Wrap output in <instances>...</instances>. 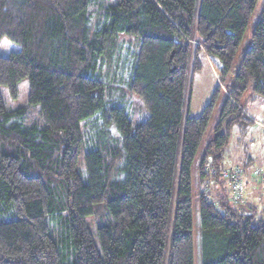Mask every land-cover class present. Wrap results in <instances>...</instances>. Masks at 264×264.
<instances>
[{
	"label": "trees",
	"instance_id": "trees-1",
	"mask_svg": "<svg viewBox=\"0 0 264 264\" xmlns=\"http://www.w3.org/2000/svg\"><path fill=\"white\" fill-rule=\"evenodd\" d=\"M256 2L0 0V38L21 45L0 55V264L194 263L195 154L204 139L199 183L217 179L230 128L253 121L242 95L264 96V4L235 62ZM203 52L228 92L208 133L220 88L188 111ZM213 197L198 192L200 264H264V205Z\"/></svg>",
	"mask_w": 264,
	"mask_h": 264
},
{
	"label": "rangeland",
	"instance_id": "rangeland-1",
	"mask_svg": "<svg viewBox=\"0 0 264 264\" xmlns=\"http://www.w3.org/2000/svg\"><path fill=\"white\" fill-rule=\"evenodd\" d=\"M263 4L264 0H257L254 6V11L251 14L249 22L244 29V34L240 41L241 43L239 46V50L236 53V63L240 61L243 54L242 51L249 43V37L252 33L253 28L255 27V24L258 21ZM20 48V44L9 41L4 36L0 38V55H8L11 53V51H17ZM199 57L201 60V69L194 72L190 68L188 72L191 89L188 97V111L191 115L200 114L204 105L210 100L209 98L213 94L216 87L220 88V91L218 92V95L216 97L217 100L213 107V112L208 120V124L206 127V132L208 133L212 130L215 119L218 116L222 103L225 100L224 98L228 96V92L227 88H223L224 83L220 81L217 67L214 66V63L212 59H210V56L206 55L203 52L199 55ZM17 86V93L14 97H10L8 89L6 87L2 86L1 88V96L4 100L5 107L8 109H14L15 107L24 105L27 102L28 86L26 78L20 80ZM239 106L242 109V112L252 118L253 121L251 125H249L247 130H245V132L239 131L238 125H233L232 128H230V138L227 142V147L223 152V170H229L227 176H231L233 170L241 169L244 191L241 195L240 201L244 203L248 202L249 206L251 207L253 205H256L257 207L262 208L264 205V180H262L264 176L258 179V176L257 178H255L250 173L251 171H259V173L263 174V171L259 170V168L264 164V96H256L251 93L250 89H247V91L242 95L241 100L239 101ZM204 143L205 140L203 139L191 164L190 178L193 189L191 197V212L195 256L193 264H200L197 234V229L200 223L198 192L201 190H205L206 192H208V195L212 199H214V194H217L219 192L227 201H229L230 204L232 203L234 205L233 201L230 199V189H232L231 186L233 185V183H228L223 179L221 175H218L217 179L213 177V175H211L209 182L203 184L199 183L197 164L200 159V150ZM82 158L83 156H81V160ZM245 205L246 203L243 204V208H251ZM92 238H94L95 244L98 246L99 241L96 237V229L94 226H92Z\"/></svg>",
	"mask_w": 264,
	"mask_h": 264
},
{
	"label": "built area",
	"instance_id": "built-area-1",
	"mask_svg": "<svg viewBox=\"0 0 264 264\" xmlns=\"http://www.w3.org/2000/svg\"><path fill=\"white\" fill-rule=\"evenodd\" d=\"M206 168H207V170L209 171V173L211 175L213 173L212 172V168H210L209 166H207ZM259 170L263 171V174L259 173V171H257V172L256 171H251L250 174L253 175V177H255V178H257V176H258V179H260V178H262V176H264V164L261 165ZM228 173H229V170L228 171L223 170L220 174L223 177V179L226 180L228 183L229 182L231 184L233 183V185L231 186L232 189H230V199L233 201V203L236 206H241V205H243L245 203H246L245 206H249L248 202L244 203V202L240 201L241 195H242V193L244 191L243 181H242V176H241L242 175L241 169L233 170L231 176H227ZM262 180H264V178Z\"/></svg>",
	"mask_w": 264,
	"mask_h": 264
}]
</instances>
